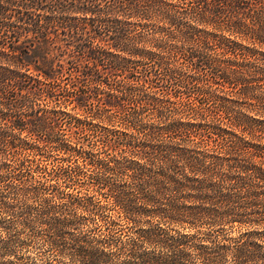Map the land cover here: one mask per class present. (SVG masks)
I'll return each mask as SVG.
<instances>
[{"label": "rangeland", "instance_id": "374dc122", "mask_svg": "<svg viewBox=\"0 0 264 264\" xmlns=\"http://www.w3.org/2000/svg\"><path fill=\"white\" fill-rule=\"evenodd\" d=\"M159 26L164 30L167 25L158 21L130 26L122 54L128 58L122 65L130 80L144 79L154 70L157 83L142 91L130 88L125 95L118 93L122 106L119 110L110 106L111 116L95 110L92 101L79 112L60 101L54 109L62 122L61 132H52L44 145L23 135L22 141H15L12 157H0L4 163L0 172V264H142L141 252L170 254L153 242H139L135 255L139 259L126 260V243L149 227L168 237L211 233L216 242L246 231H264L260 199L227 212V219L234 217L240 222L228 221L220 211H213L214 201L204 203L210 207L207 209L186 210L194 205L190 191L173 182L188 174L181 162L172 166V181L160 176L154 187L157 192L150 194L151 188L144 182L153 180L157 172L170 174L149 152L166 137L158 132H165L160 128L170 122L192 123L189 134L201 131L210 144L238 136L240 145L249 142L258 148L257 154H264V25L258 32L261 43L256 46L230 36L239 43L231 48L234 56L246 61L238 67L245 75L240 79H236L238 74L224 76L222 66L198 74L187 61L188 45L168 55L166 46L177 42L162 38V31L155 32ZM244 46L255 50L246 52ZM148 50L165 56L161 67L152 68L158 56L141 55ZM209 52L197 55L201 59ZM210 76L213 82L205 81ZM116 86L112 82L96 94L112 96L117 93ZM114 158L120 161L116 171L100 164ZM205 159L198 166H206L209 158ZM213 170L214 179L225 168ZM232 172L238 174L236 169ZM130 173L133 178L128 177ZM138 183L141 195L136 190ZM113 186L130 194L128 209L110 199ZM148 194V199L141 198ZM171 194L176 207L168 210L165 203ZM258 217H262L260 223L251 221ZM75 237H84L90 246L73 248L71 238ZM179 262L202 264L192 252ZM224 264H231L230 260Z\"/></svg>", "mask_w": 264, "mask_h": 264}, {"label": "trees", "instance_id": "16d2710c", "mask_svg": "<svg viewBox=\"0 0 264 264\" xmlns=\"http://www.w3.org/2000/svg\"><path fill=\"white\" fill-rule=\"evenodd\" d=\"M158 21L167 26L164 30L159 26L155 32L162 31V38L177 42L166 46L168 55L188 45L187 61L198 74L222 66L224 76L238 74L236 79H240L245 75L238 67L246 61L234 56L231 48L239 43L230 36L252 46L261 43L258 32L264 25V0H0V157H12L16 153L15 141L23 135L44 145L52 132H61L62 122L54 109L60 101L68 102L70 110L78 112L92 101L95 110L109 112L110 106L121 109L118 93L125 95L130 88L142 91L157 83L154 70L144 79L130 80L122 65L128 58L122 54L126 52L130 26ZM244 49L255 50L248 46ZM206 50L210 52L200 59L197 54ZM141 55L158 56L152 68L161 67L165 58L151 50ZM205 81L213 82L211 76ZM112 82L117 85L116 94H96ZM193 126L170 122L160 128L165 132L158 133L167 135L149 152L152 160L170 174L157 172L153 180L145 179L150 194L157 192L154 187L161 175L172 181V166L181 162L188 174H197L173 181L190 191L194 205L186 210L207 209L210 207L204 203L214 201L212 210L220 211L219 215L227 219L228 211L251 206L258 199L264 205V154H257L258 148L249 142L240 145L238 136L226 143L210 144L201 131L189 134ZM207 157V165L198 166ZM119 163L115 158L100 162L113 171ZM217 166L225 171L213 179ZM3 167L0 160V172ZM127 175L134 177L132 173ZM140 184L136 190L141 195ZM17 185L21 191L22 184ZM109 191L116 206L127 208L130 194L114 186ZM150 194L141 198L148 199ZM174 196L171 194L165 203L166 209L176 207ZM251 219L262 221V217ZM227 220L240 222L234 217ZM165 235L152 227L140 232L126 243V260L139 259L135 256L139 242L148 241L170 254L141 252L142 264H180L179 258L189 252L202 264H224L227 258L231 264H264V231H246L222 242H216L211 233ZM71 241L75 249L90 246L84 237Z\"/></svg>", "mask_w": 264, "mask_h": 264}]
</instances>
